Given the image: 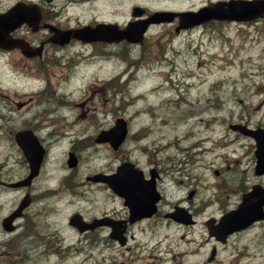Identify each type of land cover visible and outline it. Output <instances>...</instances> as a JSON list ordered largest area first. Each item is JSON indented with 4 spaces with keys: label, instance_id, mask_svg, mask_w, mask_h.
Listing matches in <instances>:
<instances>
[{
    "label": "flooded vegetation",
    "instance_id": "obj_1",
    "mask_svg": "<svg viewBox=\"0 0 264 264\" xmlns=\"http://www.w3.org/2000/svg\"><path fill=\"white\" fill-rule=\"evenodd\" d=\"M22 1L25 4H33L34 19L30 23L23 22L9 31H2L0 68L1 66L8 68L15 84L36 76V72L42 73V68L54 63L71 67L76 71L80 70L79 68L90 69L93 73L92 77L99 82H114L107 87L120 96L119 104L113 109L112 119L101 124L102 127H110L115 117L125 113L122 95L132 90L130 86L123 83L139 79L147 74L145 72L152 63H148L150 60L149 37L152 34H148V31L141 42H129L125 39L115 42L99 39L82 40L70 34L69 40L61 44L52 41L51 37L54 29L94 28L101 23H111L116 25L117 29H122L129 21L138 19V16L132 13L133 7L139 5L138 0H63L62 3L59 0ZM166 1L165 5L158 8L195 10L216 2H221L225 6L229 0H187L186 4L180 2L181 0ZM10 5V3L0 5V12L8 9ZM261 20H264V15L252 20V23L255 24ZM230 23L235 22L209 19L192 27L177 30L178 18L174 17L171 21L151 24L149 30L161 25L170 26L160 27L159 34L172 35L173 31V35L178 36L195 30L205 31L213 24L224 26ZM164 38L165 36L155 37L154 41L159 43L161 40L170 39ZM167 47L168 44L165 45V48ZM141 60H143L142 63ZM158 62L171 69L175 66L173 58H164L157 60ZM139 63L141 67H138ZM108 67L107 73L96 74L105 71ZM163 77L170 79L171 75L167 73ZM0 78H2L1 74ZM6 86L12 87L10 84ZM29 88L31 96L28 98L22 97L24 94L27 95V91L18 89L17 85L13 91L0 90V237L5 248L10 247L9 243L13 238H17L15 242L18 243L20 251L14 255L21 257L15 258L9 264H16L18 260L20 264H46L51 261L59 263V259L73 258L75 234L77 242H82L84 245L94 242L100 244L101 257L98 264H180L176 259L180 255L189 253L190 250L192 255L195 251L200 254L202 248H207L209 252L213 246L216 252L210 264H219L220 261L216 255L219 254L220 249L233 238L241 235L245 236L244 252L229 250L231 254L238 257L243 253H252L264 257V218L232 233L226 238V243L209 235L198 240L194 231L201 224L199 221H201L202 212L205 209H215L217 203L224 206L227 203L220 199L221 185L219 182L211 183L199 179L194 175L196 172L193 170L184 172L176 168L180 176H175L172 173L174 167L170 159L172 156L164 153V146L152 147V150L147 153L150 156L146 162L131 157L122 150V147H118L116 151H113L117 153V160L113 167L77 172L83 145L78 143L76 146L71 142L67 149L74 152L78 164L76 167H67L62 172H58V168L49 163V153L54 143L59 141L58 132L68 125L66 121L62 123L59 121V118L67 113L58 105V99L47 96L48 82H45L43 88L40 84L37 87L34 84L30 85ZM10 92L13 96L9 95ZM140 95L144 97L143 92H140ZM30 99L33 101L30 106H26ZM196 102L190 104H198V100ZM83 103L77 102V105L82 107ZM23 107L25 109L20 112ZM205 107L207 109V105ZM73 108L75 107L68 106L65 109L74 117ZM83 115L82 112L78 117ZM85 116L87 117L85 123L72 122L73 125L91 128L89 123L91 115L86 112ZM132 116H135V112ZM126 119L129 121V126H132L130 117ZM24 130H31L44 149L43 158L33 175L31 172L34 167L16 140V134ZM136 135V131H133L132 137ZM141 136L137 135L138 138ZM226 136L227 134L223 135V137ZM214 137L215 144H212V136L200 139L202 145L198 149H192V154L205 151L212 154L213 150L219 148L220 143L218 136ZM243 141L250 143L251 140L240 139V133L235 130L225 139L231 156V160L224 163L225 169L233 168L237 172V175L226 173L228 181L222 180L229 185V195L237 194L235 205L227 206L225 210L234 208L241 200L242 194L250 192L253 188H264V173L255 172L254 147H251V143L245 144ZM204 142L207 143L206 149L203 148ZM246 146L250 148L244 151L243 148ZM158 154L161 158L166 157L168 165L154 158ZM125 160H131L141 170L142 179H151L153 184V193L138 199L143 204L150 203L148 201L152 200L154 203H150V206L154 204L155 209L151 213H144L133 219L130 217L129 207L125 204L123 196L114 192L105 182L93 181L90 178L98 171L113 172L115 167ZM218 173H220L219 169L213 170L214 175ZM167 174H172L169 179H166ZM130 187H122L120 191L129 190ZM135 189L132 187L133 191ZM89 190L99 191L100 194L91 196ZM11 195H13V201ZM253 201L254 203L259 201L261 209L264 210V197L254 195ZM76 202L79 205H76ZM20 204H23L21 211H18L15 217L9 218ZM224 206H221L222 211ZM177 207L188 210L193 222L188 224L172 218L169 214ZM5 208L7 210L4 211ZM74 213H79L86 221L105 216L107 220L115 223L116 228L113 229L110 225H99L92 229L78 231L69 223ZM211 216L208 214L205 218ZM201 222L205 226V220ZM256 228L258 231L255 234L249 237L245 235L255 231ZM187 248L188 250L183 252ZM68 264H75L74 260Z\"/></svg>",
    "mask_w": 264,
    "mask_h": 264
},
{
    "label": "rangeland",
    "instance_id": "obj_2",
    "mask_svg": "<svg viewBox=\"0 0 264 264\" xmlns=\"http://www.w3.org/2000/svg\"><path fill=\"white\" fill-rule=\"evenodd\" d=\"M13 1L0 0V5H7ZM59 1L62 3L63 0ZM180 2L183 1L181 0ZM138 3L151 11L165 5L167 1L138 0ZM160 27L170 26L161 25ZM160 27L150 30L152 37H149L150 60L148 63L152 62V74L146 75L140 81L134 82L132 80L129 82V86L132 89L131 95L143 92L144 98L130 100L128 94H126L125 99L128 102L124 104V110L126 112L129 111V113L134 110L136 115L133 119L131 116V119L133 123L138 124L137 130L141 126L150 125L148 130L144 132L145 136L153 135L154 132L155 134H160L164 141L173 140L176 147L171 148V153L174 157L170 159L173 161L172 173L175 176H180L179 171L193 170V172H196L194 175L205 182L220 183L222 189L219 190L220 199L227 203L225 206L217 203L215 209H205L201 214V221H203L208 214L218 217L227 206L235 205L237 194L229 195V185L222 180L228 181V174L226 173L237 175V172L233 168L225 169V161L231 160L229 153H226L228 148H216L212 154L205 151L204 153L200 152L193 155L191 141L200 137L212 136V144H215L216 139L214 136H221L227 132L225 125L230 122L231 118H234L235 111L239 108L251 113L252 117L250 119L252 121L256 120V116H259L264 121V20L255 24L230 23L224 26L222 24H213L208 26L205 31L195 30L178 36H174L173 31L172 35L166 33L160 35ZM161 36H165L164 39L172 37L170 45L173 44V47L178 49V52L175 53L172 51V46L168 44L169 49L165 51L166 56L170 52L176 55L174 58L176 63L173 69L167 65L157 63L160 55H158L159 48L154 39ZM142 62L143 60H141ZM141 63L138 64V67H141ZM104 64L108 66V64ZM41 70L42 73L36 72L35 75L40 76L42 79H51L52 84L57 83L58 91L56 94L59 95V92H62L70 98L67 100L68 106L86 99L83 95L96 89V87L92 89V86L99 84V81H96L91 76L93 73L90 72V69L83 72L84 78H81L80 73L72 75L69 67L59 66L57 63L48 65ZM6 71V67L0 68V74L2 75L0 80L3 83L8 80L6 75L8 72ZM108 71L109 67L105 71L97 72L96 74L107 73ZM168 71L173 72L171 74V82L163 77ZM2 82H0V86L4 85ZM18 85V88H22V81ZM167 87L170 89L168 90ZM2 89H4V86L0 88V90ZM106 93L107 90L103 89V93L94 95L82 107L76 106L73 108L74 117L82 112L85 114L84 110L88 112V115H91L89 121L91 128L79 127V130L65 131L70 135L68 138L69 144L67 145L65 144L66 141H63L62 145L58 146L52 153V164L64 168L68 146L71 142L75 143L76 146L78 145L74 135L85 137L91 133L94 136L99 130L98 127L101 126L100 123L111 119L112 103H106L103 99V97L109 98L108 95H105ZM162 96L171 98L165 101L161 100ZM22 97L28 98L26 94L22 95ZM116 98L118 100L119 96ZM192 100H198V104H190L194 103ZM32 101V99L28 100L26 106H30ZM199 106L202 109H199ZM197 107L198 111H196V114L193 112L184 117L185 113H189V110ZM24 109L25 107L21 108L20 112ZM71 117L74 118L72 115ZM80 118L77 119L80 123H85L87 120V117L84 116ZM198 118H201V120L198 121ZM59 121L62 123L65 118L60 117ZM208 122H213V131L206 125ZM178 133L179 140L176 141L174 136ZM92 139L91 137L86 141L87 144L83 145L77 172L113 167L115 165L117 158L108 151L109 148L107 147V149L103 145L96 146ZM79 143L82 144L83 142L79 141ZM177 143L180 144L179 147ZM66 146L67 148L65 149ZM121 146L126 154L139 161L146 162L150 156L147 153L152 150L153 144L143 142L136 137H130ZM203 146L206 147L207 143L204 142ZM249 148V146H246L243 150L246 151ZM160 154L154 158L160 159L159 161H163L165 165H168L166 157L161 158ZM216 168L219 169L220 173L214 175L213 170ZM171 175L167 174L166 179H169ZM56 176L57 174L54 176L55 180ZM89 192L91 196L100 194L99 191L91 192L89 190ZM10 197L13 201V195ZM221 206L225 207L223 211ZM203 228L204 225L201 222L200 227L195 231V235L197 234L198 236V233L200 234ZM257 231L258 228L245 235L249 237ZM203 234H205V231H203ZM75 237H77L76 234ZM16 240L17 238H13L9 243L10 247L7 246L5 248L0 237V264H9L15 258H21L14 255L20 251V247L17 246L18 243L15 242ZM198 240H200L199 237ZM244 242L245 236H238L229 243L228 250L234 251L235 247L241 248ZM14 243L16 244L15 246L13 245ZM249 246L251 247V245ZM234 256L235 254H231L230 251L222 256L220 250L218 259L222 257L227 264H264V257L250 260L245 256L232 263L230 258ZM100 257V250L97 247H92L91 251L86 249L83 253L75 255L74 258L59 259V263L51 261L46 264H68L71 260H74V262L83 260L82 264H98ZM15 263L20 264L19 260ZM195 264H199V262Z\"/></svg>",
    "mask_w": 264,
    "mask_h": 264
},
{
    "label": "water",
    "instance_id": "obj_3",
    "mask_svg": "<svg viewBox=\"0 0 264 264\" xmlns=\"http://www.w3.org/2000/svg\"><path fill=\"white\" fill-rule=\"evenodd\" d=\"M264 12V3L259 0H234L229 3L228 7H222L219 5H215L213 7H204L199 9L198 11H182V12H170V11H156L150 17L146 19H140L137 24L129 23L125 29L121 32L116 31L114 29H102L99 33L94 34H86L81 33L80 36H95L99 37L103 40L110 41V39H120L122 37H126L130 40H140L142 37L143 31L146 29L147 25L151 21H160L165 19H171L175 14L179 15V23L181 26L187 27L197 24L201 21L209 19L211 17L221 18V19H235V20H247L258 17L260 14ZM138 14L142 13V10L139 9L137 11ZM30 13L25 11L24 7H22V1L16 2L5 14L0 15V24L6 21L7 25L2 24L5 28H12L15 24L20 23L21 21H25L28 19ZM1 25V26H2ZM67 33L66 31H57L55 37H60L62 34ZM126 127L125 122L121 119L117 120L116 126L111 128L110 130L101 131L96 138L97 141L108 140L114 147L121 141L125 135ZM261 141L262 137H258ZM264 141L258 142V144ZM70 155V164L75 163L73 159H71ZM40 158H37L35 162L32 158H30L31 165H34V170L32 174L36 172L37 165L39 164ZM121 170V167L118 168L117 172ZM31 174V175H32ZM102 179L106 180L108 184L117 192L120 191L122 187H127L132 183H138L139 187H143L138 182L137 176H132V178H128L124 174L116 175L113 173L109 176L103 177ZM125 195H129L130 193L127 190H122ZM132 200L128 202L130 204ZM18 208L16 212L19 211ZM12 213L11 216H14L15 213ZM264 215V213H260L258 209L246 210L243 208V204L240 205L238 210L228 212L221 219L220 223L215 228L216 235L228 233L234 229H238L239 227L244 226L249 221L254 218H260ZM103 219H96L92 223H82L77 219V216L74 215L70 219V223L74 224L78 227L79 230L85 229L87 227H93L95 225L103 223ZM214 232V231H213Z\"/></svg>",
    "mask_w": 264,
    "mask_h": 264
}]
</instances>
